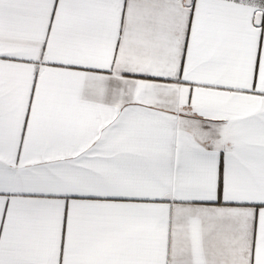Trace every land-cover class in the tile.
<instances>
[{"label": "snow or ice", "instance_id": "obj_1", "mask_svg": "<svg viewBox=\"0 0 264 264\" xmlns=\"http://www.w3.org/2000/svg\"><path fill=\"white\" fill-rule=\"evenodd\" d=\"M0 264H264V0H0Z\"/></svg>", "mask_w": 264, "mask_h": 264}]
</instances>
